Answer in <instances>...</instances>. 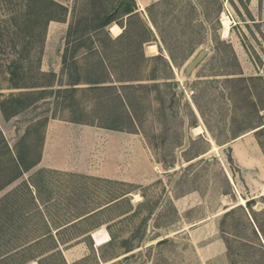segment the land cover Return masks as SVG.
Segmentation results:
<instances>
[{
	"label": "rangeland",
	"instance_id": "374dc122",
	"mask_svg": "<svg viewBox=\"0 0 264 264\" xmlns=\"http://www.w3.org/2000/svg\"><path fill=\"white\" fill-rule=\"evenodd\" d=\"M56 1L68 14L48 21L46 0H0V101L45 97L0 109L11 148L38 162L13 179L0 139V264H264V0H161L133 17L120 0ZM100 51L133 87L90 86L108 77ZM70 78L78 89L39 86Z\"/></svg>",
	"mask_w": 264,
	"mask_h": 264
},
{
	"label": "trees",
	"instance_id": "16d2710c",
	"mask_svg": "<svg viewBox=\"0 0 264 264\" xmlns=\"http://www.w3.org/2000/svg\"><path fill=\"white\" fill-rule=\"evenodd\" d=\"M40 1H42V0H40ZM46 1H48L49 4L52 7V10H51L52 12H50V16H49L48 21H51V20H62V19H64L67 16L68 7L66 5H64V4H62V3H60V2H58L56 0H46ZM119 4L121 6H124L125 14H127L129 17H133L134 15L137 14L135 12L136 10H135V7L133 5L127 3V2H125L123 0H120ZM112 21H113L112 19H106L101 24V27L107 26ZM92 49L95 50L96 48L94 47ZM100 52H101V56H102V60H100V64L103 66V68L106 71L108 77L104 78L103 80L99 79V78L90 79L88 81V83L91 84L90 86L91 87H95V88H109V89H112V88H117V84L116 83H119L120 87H123V89L129 88V87H133L134 84L129 83V81H131L133 79L122 78V77H119V76L116 78V76L114 75L113 72H112L113 75L110 74L111 73V69H110V66L108 65L107 59L105 60L103 52L102 51H100ZM170 56L173 59V61L176 62V56L171 51H170ZM12 73L14 74L15 72L13 71ZM44 75H45V73H44ZM79 83H80V80L70 78V80L66 84H59V85L56 84L55 85V80H51L50 83L47 84V85H39V84H37V82H35L30 87H37L39 85V86H42V87H47V88H44L45 90H42V91H46V89L49 90V91H53L54 89H57V91H61L63 89L72 91V90L78 89L77 85ZM109 83H111V84H109ZM14 85L17 86V84H14ZM55 86L59 87V88H55ZM26 87H28V86H26ZM43 93H41V95H39V97L36 96L34 98L33 95L36 94V93H34L32 91L31 92H29V91L28 92H22L19 95H12L10 98L5 99L3 101H0V109L2 111V114L4 115L6 120H10L13 116H16L21 111H23L25 108L35 104L37 101H39L41 99H44L45 97L42 96ZM28 96H31V98H28L27 100H24ZM122 98H123V100H124V98H126V101H127L128 105H129V107L131 108V111H130L131 113L127 114L129 116V119L131 120V118H132V120L135 122L136 121V112L134 110V107L132 106V103L128 100V98L125 95H124V97L122 96ZM24 101H27V102H24ZM72 121L78 122V123L81 122L80 120H72ZM261 126H262V128H259V129H264V124L261 125ZM108 127L117 128L116 126H110V125ZM0 139H1V142L3 143L2 147L5 148L8 151V155L10 157V162H11V164L14 167V170H15V175H14L13 179H16V178L20 177L23 172H26V171L30 170L31 168H33L38 163V162H35V161H29L27 156L25 155V152H23L20 148H18L17 145H15V148L12 149L10 144H9V142H8V140H7V138L4 136L3 132H0ZM2 168H3V163L0 160V171L2 170ZM246 202H247V205L249 207L253 206L252 200H248ZM113 241H114V237L111 238L110 242H113Z\"/></svg>",
	"mask_w": 264,
	"mask_h": 264
},
{
	"label": "bare ground",
	"instance_id": "6f19581e",
	"mask_svg": "<svg viewBox=\"0 0 264 264\" xmlns=\"http://www.w3.org/2000/svg\"><path fill=\"white\" fill-rule=\"evenodd\" d=\"M231 19L229 16H227L225 13H223L222 15V25H223V32H224V35L225 36H228L229 33H230V30H231ZM112 33L116 36L120 35L122 32H123V28L119 25V24H114L110 27ZM149 48L155 52V53H158V50H157V46L155 44H152L149 46ZM259 129V128H258ZM195 131L198 132V133H201L203 131V127L201 126H198L195 128ZM248 134V133H247ZM240 138V137H239ZM214 149H217V147L215 146ZM264 194V192L262 193ZM241 203L244 204L246 203V200L243 198L241 200ZM95 239V238H94Z\"/></svg>",
	"mask_w": 264,
	"mask_h": 264
},
{
	"label": "water",
	"instance_id": "95a60500",
	"mask_svg": "<svg viewBox=\"0 0 264 264\" xmlns=\"http://www.w3.org/2000/svg\"><path fill=\"white\" fill-rule=\"evenodd\" d=\"M133 6H135L137 3L135 0H123ZM208 55V49L205 48L203 50H201V52H199L197 54V56H195V58L188 64V66L185 69L186 74H191L193 72V70H195V68H197L199 66V64L205 59V57ZM179 88H181V85H179ZM94 238V236H93Z\"/></svg>",
	"mask_w": 264,
	"mask_h": 264
},
{
	"label": "crops",
	"instance_id": "0c3cea01",
	"mask_svg": "<svg viewBox=\"0 0 264 264\" xmlns=\"http://www.w3.org/2000/svg\"><path fill=\"white\" fill-rule=\"evenodd\" d=\"M136 1V5L134 6L135 7V10L137 12H141V11H146V8L151 6L152 4L154 3H157L161 0H135ZM244 136V135H243ZM243 136H241L240 138H242ZM48 138V136H47ZM46 160L43 158V161Z\"/></svg>",
	"mask_w": 264,
	"mask_h": 264
}]
</instances>
